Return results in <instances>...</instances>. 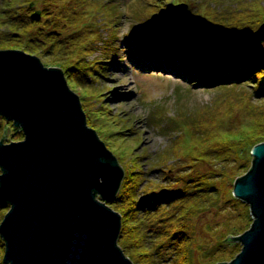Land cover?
<instances>
[{"label":"rangeland","instance_id":"obj_1","mask_svg":"<svg viewBox=\"0 0 264 264\" xmlns=\"http://www.w3.org/2000/svg\"><path fill=\"white\" fill-rule=\"evenodd\" d=\"M30 1L36 0L25 2ZM37 2L38 7L44 1ZM83 2L89 18L93 19L89 21L84 17L85 20L79 24L83 28V37L74 46L77 50L75 52L74 49V57L77 59L81 55L86 75H81L77 82L75 77H66L70 87L80 96L88 124L96 129L124 170L125 167L132 168L135 163L144 164L146 168L157 161L159 166L163 164L169 172L168 177L163 170L148 169V176L157 179L159 184L185 186L183 178L189 176L187 172H215L211 174H215L217 195L193 216L195 229L191 238V264H214V259L218 257L230 259L233 245H220L219 241L233 225L246 227L249 216L253 219L249 203H244L246 201L234 194L237 199L231 198V190L233 192L235 177L245 173L241 170L242 166L247 168L252 164L251 150L255 144L245 145L240 154L233 151V157L218 162L205 158L195 160L187 153V145L192 142L201 148L211 144L208 149H212L216 146L215 138L205 142L202 136L212 137L215 134L221 139V136L224 138L231 132L242 130L245 133V129L251 128L253 120L258 118L253 116V112L264 99L254 94L256 82L253 79L230 86H207L189 81L172 63L171 55L176 54L172 46H162L159 51L156 48L144 51L141 43L147 45L167 40L153 32L155 28L152 24L156 19L163 18L162 14L171 5L188 4L191 12L187 18L197 22H194L196 28L202 23L201 18H241L246 19V23L251 18L258 27L264 22V0ZM61 8L65 9L64 4ZM176 18L186 17L179 15ZM216 23L215 20L210 28L202 25L201 31L220 36L230 48L236 50L248 45L249 32L253 29L223 36L225 33L220 32ZM147 28L151 30L149 37L144 36ZM163 29L182 34L186 32L182 24L167 25ZM138 34L139 37L148 38L143 40ZM183 37L180 41L189 36ZM249 46L245 49L259 48L264 52V40ZM163 152L170 156L166 162ZM142 154L147 155L142 159L136 157ZM170 163L171 167H167ZM221 166H225V173H218ZM161 264H173V261L166 259Z\"/></svg>","mask_w":264,"mask_h":264},{"label":"water","instance_id":"obj_2","mask_svg":"<svg viewBox=\"0 0 264 264\" xmlns=\"http://www.w3.org/2000/svg\"><path fill=\"white\" fill-rule=\"evenodd\" d=\"M249 36L250 45L263 41L264 22ZM0 114L24 131V138L0 141V200L10 205L0 221L4 262L135 264L118 243L122 215L108 202L125 170L88 124L64 69L25 49L0 48ZM251 152L233 193L249 203L253 220L237 234L240 251L215 264H264V141Z\"/></svg>","mask_w":264,"mask_h":264},{"label":"trees","instance_id":"obj_3","mask_svg":"<svg viewBox=\"0 0 264 264\" xmlns=\"http://www.w3.org/2000/svg\"><path fill=\"white\" fill-rule=\"evenodd\" d=\"M25 1L0 0V48L15 47L35 53L42 57L46 64L61 66L66 76L69 79L75 77L77 82L81 75H86V67L82 64L81 55L77 59L74 57L77 52L74 46L83 37V28L79 24L85 18L89 21L93 19L89 18L87 9L83 7L85 3L83 0H66L61 3L57 2L58 0H43L44 2H40L41 4L37 7V0ZM63 4L65 9L61 8ZM35 11L41 12L40 18L33 17L32 14ZM190 12L191 9L178 11L169 6L162 14L163 18L156 19L152 24L172 43L176 53L171 55L172 63L181 76L207 86H230L241 83L243 80L253 79L256 82L254 94L264 99L263 50L245 49L250 47L251 40L241 50L230 48L228 42L222 41L220 36L214 33H203L200 28L202 25L210 28L216 20L220 32L225 33L223 36H229L246 33L248 28L255 29L257 23L255 24L251 18L248 19V23L246 19L241 18H212V20L201 18L200 22L203 24L196 28L194 24L196 21L187 18ZM179 15H184L186 18H176ZM177 24H182L183 31L186 32L182 34L163 29L167 25ZM182 35H188L189 39L177 41ZM141 45L144 51L150 49L148 45L143 43ZM253 116L258 118L253 120L251 128L245 129L247 130L245 133L242 130L236 133L231 132L224 138L221 136V139L215 137V134L212 137L202 136L205 142L215 138L216 146L208 149L211 144H207L198 148L199 144L194 145L189 142L187 153L195 157V160L205 158L218 162L233 157V151L240 154L245 145L253 146L264 141V100L255 107ZM23 136L24 132L20 126L0 114V141H11ZM162 154L166 156V159H163L164 162L170 159L168 153ZM146 155L136 157L142 159ZM157 162L149 168L163 170L168 177V170L161 163L159 166ZM171 164L167 167H171ZM250 166L247 168L242 166V172H246ZM149 168L137 163L130 169L125 167L121 186L117 194L108 201L122 215L118 243L135 264H161L166 259L173 261V264H191L193 248L191 238L195 229L193 216L199 209L211 203L209 200L217 195L215 194L217 188L215 174L214 176L211 174L213 171L187 172L189 176L183 178L185 186L174 187L159 184L157 179L150 178ZM224 169L225 166H221V171L218 173H225ZM232 197L237 199L231 190ZM9 206L8 202L0 200V221ZM249 219L246 227L235 224L229 228L227 234L234 238L227 240L226 234L219 241L220 245H233L230 259L242 247L240 240L236 237L250 227L253 219L251 220L250 216ZM4 252L5 241L0 233V264H6L3 259ZM218 258L214 259V264L217 261L230 260Z\"/></svg>","mask_w":264,"mask_h":264}]
</instances>
